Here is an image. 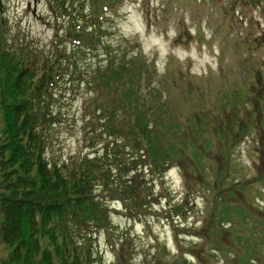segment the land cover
I'll return each instance as SVG.
<instances>
[{
    "label": "rangeland",
    "instance_id": "obj_1",
    "mask_svg": "<svg viewBox=\"0 0 264 264\" xmlns=\"http://www.w3.org/2000/svg\"><path fill=\"white\" fill-rule=\"evenodd\" d=\"M53 2L0 0L6 42L42 69L36 80L50 72L49 56L62 73L51 89L47 160L71 167L103 155L109 188L136 185L144 206L95 182L109 216L82 233L95 264H264V0H123L100 43L87 41L88 57ZM109 56L120 68L112 78ZM101 109L115 114L118 144L104 134ZM140 114L165 155L162 176L138 160ZM51 243L40 239L42 249ZM10 254L0 236V264Z\"/></svg>",
    "mask_w": 264,
    "mask_h": 264
},
{
    "label": "trees",
    "instance_id": "obj_2",
    "mask_svg": "<svg viewBox=\"0 0 264 264\" xmlns=\"http://www.w3.org/2000/svg\"><path fill=\"white\" fill-rule=\"evenodd\" d=\"M100 1L89 0L92 11L88 14L87 0H55L56 4L52 0L55 6H61L64 19L69 18L71 45L84 51L85 57L92 51L89 43L96 47L103 38L105 15L119 0H104L99 6ZM4 31L0 21V236L11 248L7 264H95L91 237L82 233L104 227L109 219L106 205L94 194L95 182L103 181L106 193L124 194L132 206L143 208L134 202L138 195L136 185L126 182L122 191L109 188V181L115 177L112 178V169L105 164L107 158L103 155L92 159L87 155L71 167L51 165L46 153L47 129L52 125L48 112H52L51 89L62 73L56 71L49 56L44 66L50 72L36 80V73L42 69L35 61L15 54L17 49L8 36L6 42ZM73 65L78 67L75 61ZM117 66L115 58L109 56L106 69L110 78L119 73ZM102 70L98 67L96 73L102 76ZM83 77L81 74V80ZM101 110L106 114L104 134L118 144L120 132L113 125L115 114ZM142 120L141 114L137 115L134 127L138 160L151 173L161 176L165 173L160 166L166 165L165 155L155 150L150 124ZM129 133L133 134L131 130ZM46 234L54 242L50 249L41 248L40 239Z\"/></svg>",
    "mask_w": 264,
    "mask_h": 264
}]
</instances>
